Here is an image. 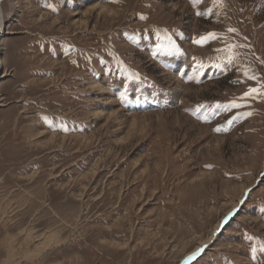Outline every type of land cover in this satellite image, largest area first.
<instances>
[{
	"label": "rangeland",
	"instance_id": "obj_1",
	"mask_svg": "<svg viewBox=\"0 0 264 264\" xmlns=\"http://www.w3.org/2000/svg\"><path fill=\"white\" fill-rule=\"evenodd\" d=\"M2 9L0 264H264V0Z\"/></svg>",
	"mask_w": 264,
	"mask_h": 264
},
{
	"label": "snow or ice",
	"instance_id": "obj_2",
	"mask_svg": "<svg viewBox=\"0 0 264 264\" xmlns=\"http://www.w3.org/2000/svg\"><path fill=\"white\" fill-rule=\"evenodd\" d=\"M195 2L198 3L199 0H195ZM197 14L200 15L202 13H197ZM229 31L230 32H235L236 30L235 29H229ZM216 37H217L216 33H210L206 37H201L199 40L196 41V43H203V42H206L208 39H215ZM228 47H229V50L231 52V50L234 49L236 47V45H229ZM234 60H235V56L230 54L229 57H228V62L232 63ZM244 75L246 77H248V79L258 80V77L255 74L249 75V73L247 71H245ZM262 86H264V85H262ZM260 95H264V93L261 92L260 88H258V87H250L249 90L246 93H244L242 97H240V99L243 100L246 97L255 98V97H258ZM229 106L232 107V108H240V107H242L241 104L236 103L235 101H233L231 103V105H229ZM217 107H221V105H217ZM225 107H227V106H225ZM244 115H251V113L250 112L244 113ZM217 130H219V129H217ZM253 250L255 251V249H253ZM201 251H203V249H200L197 252L192 253L191 257H189V260L195 259L196 256H198Z\"/></svg>",
	"mask_w": 264,
	"mask_h": 264
},
{
	"label": "bare ground",
	"instance_id": "obj_3",
	"mask_svg": "<svg viewBox=\"0 0 264 264\" xmlns=\"http://www.w3.org/2000/svg\"><path fill=\"white\" fill-rule=\"evenodd\" d=\"M2 1L3 0H0V37H1V35L3 34V32L5 30V20H4V13H3V9H2ZM2 65H3V62H2V57H1V39H0V78L1 77H4L5 75L8 74L7 70L3 73ZM133 98H136V99L139 98L140 99L141 97H140L139 94H136V95H134ZM145 98L146 97H144V100L145 101H148ZM141 100L143 101V99H141ZM149 100H150V98H149ZM142 103H144V102H142ZM231 213L228 215V217L231 216ZM221 225H223V224L220 223V227H221ZM206 244H207V242L204 243V244H202L200 247L196 248L194 251H192L191 253H189L187 256H185V258L181 261L180 264H189L193 260V259L192 260H189V257H191L192 253L197 252L200 249H204V247H205Z\"/></svg>",
	"mask_w": 264,
	"mask_h": 264
},
{
	"label": "water",
	"instance_id": "obj_4",
	"mask_svg": "<svg viewBox=\"0 0 264 264\" xmlns=\"http://www.w3.org/2000/svg\"><path fill=\"white\" fill-rule=\"evenodd\" d=\"M202 252H203V251H202ZM201 254H202V253H201ZM201 254H199L198 256H196V258L193 259L189 264H192L195 260H197Z\"/></svg>",
	"mask_w": 264,
	"mask_h": 264
}]
</instances>
